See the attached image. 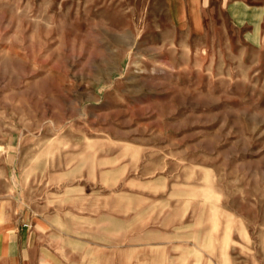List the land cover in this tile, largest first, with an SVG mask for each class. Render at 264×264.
<instances>
[{"label":"rangeland","instance_id":"1","mask_svg":"<svg viewBox=\"0 0 264 264\" xmlns=\"http://www.w3.org/2000/svg\"><path fill=\"white\" fill-rule=\"evenodd\" d=\"M73 262L264 264V0H0V264Z\"/></svg>","mask_w":264,"mask_h":264},{"label":"crops","instance_id":"2","mask_svg":"<svg viewBox=\"0 0 264 264\" xmlns=\"http://www.w3.org/2000/svg\"><path fill=\"white\" fill-rule=\"evenodd\" d=\"M109 211H112V210H109ZM114 212L116 214V211H114ZM100 213H101L100 214L101 217H103L105 219L104 220V223H105L104 226L117 227V225H120L119 223H121V222L120 221L119 222L117 221V219H118L117 214L115 216L114 215H110L112 213L108 212V210L100 211ZM73 216H75L77 219H79V218L80 219L81 218L88 219V218L93 217V216H88L87 217L86 215H73ZM76 224H80L81 225L83 223L76 221ZM83 235H81L79 233V235L76 234V235L73 236V250L74 251H72V252H75L76 251L75 250L76 247L86 246L88 244H90L92 246V247L90 246V248H91L90 250L91 251L97 249L99 251V254L102 252V255L104 257L108 256L109 258H113L114 256L117 255V252L119 254L122 252V249L119 248V246H117V242H118L117 241V237H118V235H116V234L113 237H111V239H110V241H112L111 243H109V244H107V242L102 243V244L99 243L98 246H97V248L93 247V245H92L94 243V241L87 240L85 237H83ZM104 239L106 241V238H104ZM84 254H85V251L82 254H80L79 252H77L78 257H81V255L83 256ZM36 261H37V259H36ZM73 263L74 264H80L81 262H73Z\"/></svg>","mask_w":264,"mask_h":264}]
</instances>
